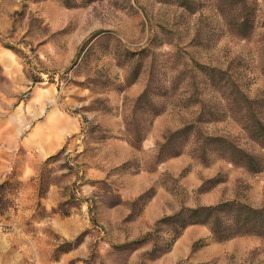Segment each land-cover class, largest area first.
I'll return each mask as SVG.
<instances>
[{
  "label": "rangeland",
  "instance_id": "1",
  "mask_svg": "<svg viewBox=\"0 0 264 264\" xmlns=\"http://www.w3.org/2000/svg\"><path fill=\"white\" fill-rule=\"evenodd\" d=\"M238 91L264 126V0H0V264H264L262 235L214 240L193 224L170 242L171 224L155 225L183 207L264 206V167L193 150L226 137L264 162ZM47 116L63 151L34 173L21 140ZM183 124V151L158 160ZM153 241L169 248L152 258Z\"/></svg>",
  "mask_w": 264,
  "mask_h": 264
},
{
  "label": "trees",
  "instance_id": "2",
  "mask_svg": "<svg viewBox=\"0 0 264 264\" xmlns=\"http://www.w3.org/2000/svg\"><path fill=\"white\" fill-rule=\"evenodd\" d=\"M65 4L68 5V3ZM238 95L239 98H234L233 100L235 104L239 105L237 107L239 109L241 127L246 132L247 136L264 153V126L256 111V106L259 103V100L256 98H248L239 91ZM147 100L148 91H142L135 99V103ZM233 100H231V102ZM191 130L192 126L190 124H183L181 127L167 132L163 135L162 141L156 143L155 157H159L158 160H161V153L168 148L172 150V152L169 153V156L180 154L190 138ZM142 139L143 131L141 130V127H136L134 131L128 133L127 138H125L127 143L133 147H136ZM193 144V150L195 152L204 154L207 151V148L213 147L221 153L220 156L222 158L230 163L242 166L250 172H259L264 167L263 156L245 151L226 137L204 136L199 142ZM62 151L63 148L55 154L48 156L43 161V165L49 160L57 159ZM41 173L39 174V198L45 193L42 189L43 176ZM159 223L171 224L175 229V234L170 242L178 236L183 228L193 224L206 225L211 238L214 240H225L236 235L249 233L264 236V206L256 208L237 200H227L211 205L183 207L171 215L158 219L155 222V225ZM151 234L152 232L147 233V235ZM138 241L139 240L123 243L118 247H125ZM168 248L169 245L166 248L159 249L157 242L153 241L149 253H151L152 258H155L165 252Z\"/></svg>",
  "mask_w": 264,
  "mask_h": 264
},
{
  "label": "crops",
  "instance_id": "3",
  "mask_svg": "<svg viewBox=\"0 0 264 264\" xmlns=\"http://www.w3.org/2000/svg\"><path fill=\"white\" fill-rule=\"evenodd\" d=\"M64 142L61 124L60 122L56 123L53 120V116H47L44 122L33 127L29 135L21 140L22 148L27 151L35 149L32 154L31 172L35 173L40 168L41 162L59 151L63 147ZM8 167L9 165L1 163L0 173L4 174ZM16 169L20 178L26 176L23 165H16Z\"/></svg>",
  "mask_w": 264,
  "mask_h": 264
}]
</instances>
